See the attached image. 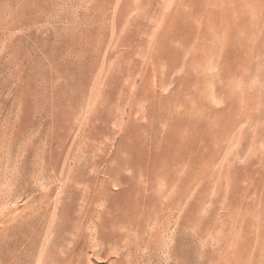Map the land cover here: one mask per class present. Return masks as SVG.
Wrapping results in <instances>:
<instances>
[{
    "label": "rangeland",
    "instance_id": "rangeland-1",
    "mask_svg": "<svg viewBox=\"0 0 264 264\" xmlns=\"http://www.w3.org/2000/svg\"><path fill=\"white\" fill-rule=\"evenodd\" d=\"M0 264H264V0H0Z\"/></svg>",
    "mask_w": 264,
    "mask_h": 264
}]
</instances>
